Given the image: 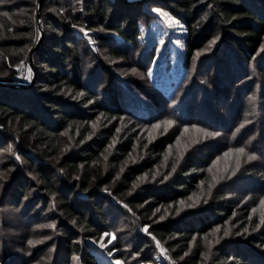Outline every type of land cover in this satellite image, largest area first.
<instances>
[{
	"label": "trees",
	"instance_id": "16d2710c",
	"mask_svg": "<svg viewBox=\"0 0 264 264\" xmlns=\"http://www.w3.org/2000/svg\"><path fill=\"white\" fill-rule=\"evenodd\" d=\"M71 3L43 0L44 35L33 55V85L27 90L0 86V152L9 143L22 158L6 165L0 162L4 173L0 209L17 211L21 226L28 229L38 218L53 221L57 232L50 264H72L74 258L79 264H100L87 241L99 239L123 217L112 210V198L127 205L139 225L147 226V233L164 244L175 264H202L207 254L204 237L217 226L222 238L214 244L209 264H264V219L252 214L253 207L244 200L251 194L264 195V0L145 1L143 6L168 12L178 21L173 25L183 38L185 66L211 45L198 67L202 73L197 70L203 78L190 81L183 98L171 100L144 76L152 57L138 42L140 19L146 13L112 0H80L73 12ZM36 9L37 0L0 3L4 84L16 82L29 49L38 42ZM81 27L89 30L88 36ZM93 49L110 59L131 61L144 77L135 73L119 77L102 57L89 76L84 58L92 56ZM123 96L130 105L123 103ZM164 118L179 127L201 128L206 138L166 181L138 190V179L151 176L161 164L169 136L167 141L147 144L135 133L128 134L106 165L103 156L123 119L152 125ZM91 120H102L98 134L92 132ZM67 131L78 133L73 152L64 151ZM138 142L139 150L144 149L141 160L125 167ZM241 147L246 155L255 156L252 166L225 178L220 191L199 209L176 214L178 204L196 193L206 159ZM170 206L173 217L161 219ZM229 228L232 233L225 235ZM132 238L134 255L143 263L152 262L149 238L136 231ZM5 256L2 264L29 262L6 251ZM39 256L29 257L34 261Z\"/></svg>",
	"mask_w": 264,
	"mask_h": 264
},
{
	"label": "rangeland",
	"instance_id": "374dc122",
	"mask_svg": "<svg viewBox=\"0 0 264 264\" xmlns=\"http://www.w3.org/2000/svg\"><path fill=\"white\" fill-rule=\"evenodd\" d=\"M71 2L70 8H72L73 12H75L79 9L80 0H71ZM116 2L123 3L121 1ZM9 3L10 0H5V2L1 4ZM144 3L145 2L141 4L134 3L131 5L123 3L125 8L136 9L139 7L142 13H146L147 15L140 19V37L138 39V42L142 46L143 50L147 53H152L151 61L147 64L144 76L148 79L147 83L159 91L168 100H171L174 97L183 98L185 87H187L190 81L193 79L199 80L203 78L198 77L200 75H197V70L204 57L210 53L211 45L207 46L206 50L195 54V56L191 59L189 67L185 66V50L181 45L183 38L178 35L173 24H170L169 21L162 17L159 12L153 11L154 8L152 9L150 6H143ZM60 12L62 13L63 11L60 10ZM111 36L116 40H119L116 36ZM37 37L39 40V30H37ZM31 49H29L28 54ZM262 49L264 50V38ZM93 55L96 56L95 59L92 58ZM93 55H88L84 58L85 73H88L89 76L96 70L98 65L96 59L99 57L108 60V62L111 64V68L116 71V74L119 77H123L130 73H135L138 76L141 74L143 76V74L139 72L137 68H135L131 61L125 63L124 61L121 62L107 58L102 52H98V49H93ZM133 69H135V71H132ZM29 70H31V68L27 61L26 65H23V67L20 69L19 76L16 78V82H14V84L30 85V88L34 83V73L32 70ZM202 71L203 70L201 68L198 70L200 74ZM27 89L28 88H20L17 90ZM122 101L125 103V105L126 103L130 105L128 99L125 96H123ZM168 121L171 120L164 118L162 120L156 121L152 125L158 126L153 127L152 125H135L127 119H123V121L119 123L118 129L116 130L115 135L112 137L110 145L105 151L103 156L104 165H106L107 159L113 152L117 143L123 138L127 137L128 134L135 133L137 137L145 140L147 144L162 139L167 141V139L170 138L171 143L165 151V155L161 164L154 168L151 176H147V174L141 176L138 179L135 188L139 190L144 186L156 185L157 183L161 184L162 182L166 181L164 177L168 176L167 169L169 165L174 164L176 167L182 159L187 157L188 154L192 152L197 144H200L206 138L201 128L179 127L173 121L172 124L169 125L167 123ZM88 122L91 124L90 126L92 132L98 134L100 132L102 120H91ZM63 137L65 144L64 151L73 152L77 147L76 140L78 138V133L75 132L72 135L70 131H67L63 133ZM139 144V142L135 144L130 157L126 161L125 167L137 164L141 160L144 149L140 151ZM9 145V143L6 144L4 146V151L0 152V162H5L4 165L10 164L11 161L20 162L22 160V158L14 151L13 147H11V150H9ZM225 153L227 154L225 155ZM16 156H19L21 159L17 160ZM213 161H215V163H213ZM206 162V166L202 169V175L200 177L196 193L189 199L181 201L178 204L179 211H176V214L199 209L205 205L212 198L213 194H216L220 191L221 187L223 186L222 182L225 178L235 175L237 177L238 175L244 173L246 168H248L250 163H252L251 160L248 159V155L245 153H237L234 150L222 152L218 156H215L211 159H206ZM171 173H174L173 169L171 170ZM169 177L170 176H168V178ZM202 181L203 183H201ZM211 185L215 186L211 187L210 190ZM1 191L2 186L0 185V194L2 193ZM103 194L109 195V191L103 190ZM261 196L264 195L251 194L247 196V199H244L249 207H253L251 213L255 214L260 220L264 219V205L260 203ZM111 200V203L113 204L112 210L114 208L115 211L122 212L121 214L123 217L116 223L110 225L108 229L103 230L101 233V235L105 233H112L111 236L104 235L103 240L101 241L100 235V238L95 241H87V244L89 247H91V250L94 252L100 264H115L117 256H122V260H119L121 261V264H175L164 244L156 239H153V237L147 232L142 231L144 227L139 225L137 219H135L134 216L129 213L128 208H126L123 203L113 198ZM172 211L173 207L171 206L165 209L163 219L172 218ZM126 213H129V215L127 214L126 216ZM18 215L19 213L17 211L0 209V264H2L3 260L6 258L5 251L6 253H11L16 259L22 260L26 258V260L29 261L27 264H50V260L54 254L52 246L55 241L54 235L57 232L56 225L55 228H38L37 225H47L53 223V221L47 220L45 222V219L38 218L36 220L37 223L28 229V227L21 226L23 219L20 220ZM134 231L143 237L149 238L150 248L152 249V262L143 263L140 257L137 258L136 255H134L133 249L131 248ZM232 231L233 230L229 228L228 235L231 234ZM44 236L49 237V239L43 240L41 243L35 244L33 246H30L27 243L29 239L39 240ZM221 238V229L212 231L207 234L206 237H204V246L207 254L203 257L202 264L210 263L211 253L213 252L212 248L214 244L217 243L216 241L218 239L220 240ZM109 241H111V243H109ZM209 241H212L210 253L208 243ZM157 242H159V247H157ZM100 243H104L106 247L101 248ZM116 244H120L121 246L116 248ZM161 249L164 251L162 252ZM109 251H112L111 256L108 255ZM33 253L40 255L34 261L29 257ZM72 262V264H79L75 258Z\"/></svg>",
	"mask_w": 264,
	"mask_h": 264
},
{
	"label": "snow or ice",
	"instance_id": "6c2138e0",
	"mask_svg": "<svg viewBox=\"0 0 264 264\" xmlns=\"http://www.w3.org/2000/svg\"><path fill=\"white\" fill-rule=\"evenodd\" d=\"M4 2H5V0H0V3H4ZM153 11L159 12L160 15H161L162 17L166 18V19L169 21L170 24H176V23H178V21L175 20L172 16H170L168 12L161 11L160 9H153ZM3 15H4V16H7L8 13H3ZM21 23H23V21H21ZM73 27L75 28V27H77V26H76V25H73ZM79 30H80L82 33H84L85 36H88V31H89V30H86V29L83 28V27H81ZM161 42H162V41H161ZM89 43L92 44V43H94V41L91 40V38H89ZM177 43H179V42H177ZM29 71H31V70H29ZM132 71H135V69H133ZM252 99H255V97H252ZM173 103H175V101H173ZM167 123H168L169 125H171V124H172V121H168ZM152 126H153V127H157L158 125H152ZM193 127H195V126H193ZM207 135H219V133H207ZM81 143H83V141H81ZM11 147H12V146L9 145V150H11ZM229 151H233V149H229ZM234 151L237 152V153H244V152H245V149L241 147V148H236V149H234ZM226 154H227V153H225V155H226ZM16 159H17V160H20L21 158H20L19 156H16ZM248 159H249V160H253V159H255V156H254V155H249V156H248ZM177 162H179V161H177ZM213 163H215V161H213ZM61 171H62V170H61ZM173 171H175V165L173 166ZM233 174H234V173H233ZM171 175H172V173L170 172V173L168 174V176H171ZM168 176H165L164 179L167 180V179H168ZM3 178H4V173H0V179H3ZM228 178H230V177H228ZM214 179H215V178H214ZM221 179H223V178H221ZM217 182H219V181H217ZM201 183H203V181H202ZM214 186H215V185H211V186H210V190H211V187H214ZM205 202H206V201H205ZM260 203H261L262 205H264V196H261V197H260ZM125 207H127V205H125ZM189 207H190V205H189ZM177 211H179V209H178ZM161 219H163V217H161ZM73 223H75V220H73ZM37 227H38V228H55V224H54V223H50V224H47V225H37ZM257 227H259V225H257ZM215 230H218V226H217V229H214V231H215ZM142 231L147 232V231H148L147 226H145V227L142 229ZM104 235H109V236H111L112 233H105V234H102V235H101V238H100L101 241L103 240ZM149 235H150V233H149ZM225 235H228V232H227V231H225ZM47 239H49V237L44 236V237H42V238L39 239V240H32V239H29V240L27 241V243H28V245L33 246V245H35V244H39V243H41L43 240H47ZM153 239H155V237H153ZM216 242L218 243V242H219V239H218ZM109 243H111V241H109ZM208 243H209V253H210V252H211L212 241H209ZM159 246H160V245H159V242H157V247H159ZM100 247H101V248H104V247H106V245H105L104 243H100ZM161 251L163 252L164 250L161 249ZM108 255L111 256V255H112V251H109V252H108ZM115 264H121V261L116 260V261H115Z\"/></svg>",
	"mask_w": 264,
	"mask_h": 264
},
{
	"label": "water",
	"instance_id": "95a60500",
	"mask_svg": "<svg viewBox=\"0 0 264 264\" xmlns=\"http://www.w3.org/2000/svg\"><path fill=\"white\" fill-rule=\"evenodd\" d=\"M145 1L146 0H140L136 4H141V3L145 2ZM42 4H43V0H37L36 23H37L38 30H39V33H40V37H39L38 42L35 44V46L30 50V52L28 54V57H27L28 64H29L31 70L34 73V77H33L34 80H35V77H36V68H35V66L33 64L32 57H33L34 53L37 51V49L40 47V45H41V43L43 41V35H44L43 28H42V23H41ZM0 86L7 87L9 89H20V88H29L30 85L4 84V83L0 82Z\"/></svg>",
	"mask_w": 264,
	"mask_h": 264
},
{
	"label": "built area",
	"instance_id": "2783aa9c",
	"mask_svg": "<svg viewBox=\"0 0 264 264\" xmlns=\"http://www.w3.org/2000/svg\"><path fill=\"white\" fill-rule=\"evenodd\" d=\"M112 1H121L126 4H134V3L139 2L140 0H112Z\"/></svg>",
	"mask_w": 264,
	"mask_h": 264
}]
</instances>
